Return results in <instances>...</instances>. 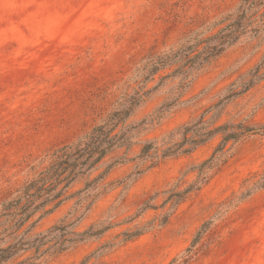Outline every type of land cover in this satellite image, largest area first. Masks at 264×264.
Returning a JSON list of instances; mask_svg holds the SVG:
<instances>
[{"label": "rangeland", "instance_id": "obj_1", "mask_svg": "<svg viewBox=\"0 0 264 264\" xmlns=\"http://www.w3.org/2000/svg\"><path fill=\"white\" fill-rule=\"evenodd\" d=\"M239 1L0 0V198L40 169L52 150L101 121L132 84L135 67L150 50L180 44L203 19L230 11ZM255 43L245 38L228 48L195 74L189 86H180V78L163 81L133 119L162 107L161 118L147 127L150 137L190 120L253 64L258 57H252ZM230 109L264 122V84ZM213 145L143 172L146 165L138 161L116 166L109 192L82 226L133 215L151 193L173 185L190 165L207 157ZM262 174L264 136L256 135L235 147L225 168L180 204L165 225H160L163 211L150 210L45 264L79 262L109 240L115 246L95 261L170 264L178 258V264L207 220L212 225L199 243L202 251L188 264H264V188L239 198ZM148 221L151 230L139 237L114 239L135 223Z\"/></svg>", "mask_w": 264, "mask_h": 264}, {"label": "trees", "instance_id": "obj_2", "mask_svg": "<svg viewBox=\"0 0 264 264\" xmlns=\"http://www.w3.org/2000/svg\"><path fill=\"white\" fill-rule=\"evenodd\" d=\"M245 38L256 42L252 53V57L258 56L256 60L238 72L223 93L190 120L150 137L147 127L161 118L162 107L139 120L133 119L163 81L180 78V86H189L203 67ZM130 81L132 84L101 121L52 150L40 169L0 198V264H45L85 241L100 240L114 228L132 224L150 210L163 211V226L180 204L225 168L235 147L250 137L264 136V122L254 121L244 111L233 114L230 109L264 84V0H240L232 10L203 19L180 44L162 51L150 50L135 67ZM209 144L214 145L207 157L190 165L173 185L151 193L133 215L82 226L109 192V176L116 166L138 161L146 165L140 171L143 172ZM189 175H194L191 181L186 179ZM256 176L258 173L253 178ZM261 188L264 174L252 181L239 198L249 197L254 189ZM149 224L151 221L135 223L114 239L122 235L120 242L131 241L151 230ZM211 225V220L202 224L178 264H188L202 251L199 243ZM113 246L111 240L105 241L79 262L66 264H105L95 259Z\"/></svg>", "mask_w": 264, "mask_h": 264}]
</instances>
